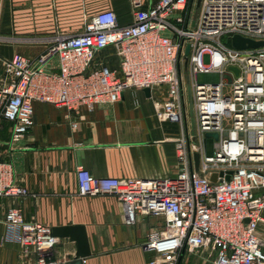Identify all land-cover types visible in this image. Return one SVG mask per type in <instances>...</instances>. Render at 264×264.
Masks as SVG:
<instances>
[{"label": "built area", "instance_id": "obj_1", "mask_svg": "<svg viewBox=\"0 0 264 264\" xmlns=\"http://www.w3.org/2000/svg\"><path fill=\"white\" fill-rule=\"evenodd\" d=\"M193 3L159 0L143 7L133 0L129 24H120L115 11L102 10L77 34L0 35V42L45 46L35 58L16 54L3 60L0 117L11 122L15 144L34 125L35 102L79 114L82 108L94 111L121 101L126 89L149 88L158 119L181 127L180 171L158 179L99 177L80 165L79 195L116 196L128 224L139 215L162 216L143 243L144 251L153 253L149 264H176L182 250L199 249H207L215 264H264L258 233L264 221V46L238 49L221 41L234 35L264 40V0H201L197 16L190 14ZM108 47L115 50L118 68L110 56H100ZM181 56L189 60L191 76L181 70ZM229 65L240 68L238 77ZM200 73L206 81H198ZM206 132H218L219 138H207ZM210 138L213 153L207 147ZM28 193L16 182L13 165L0 161V196ZM5 223L17 232L25 252L36 253L34 264L56 263L52 253L61 238L51 226L27 220L15 207L7 210Z\"/></svg>", "mask_w": 264, "mask_h": 264}, {"label": "crops", "instance_id": "obj_2", "mask_svg": "<svg viewBox=\"0 0 264 264\" xmlns=\"http://www.w3.org/2000/svg\"><path fill=\"white\" fill-rule=\"evenodd\" d=\"M140 1L149 7L159 0ZM102 10L115 11L123 25L133 20V0H0V35L77 34ZM44 49L41 44L0 42V79L4 59L16 54L35 58ZM114 51L108 47L100 56H110L112 67L118 68ZM152 92L126 89L121 101L100 104L94 111L82 108L79 114L35 102L34 125L15 144L11 122L0 117V161L13 165L16 182L29 191L24 196H0V263H35L36 253L25 252L17 232L5 223L7 210L15 207L27 220L51 227L84 225L92 251L84 264H149L153 253L144 251L143 243L163 217L139 215L135 224H128L125 207L116 196L79 195L77 167L99 177H175L181 166L182 130L178 123L158 119ZM73 122L78 123L76 128ZM258 233L264 241V221ZM75 251V242L61 238L52 258L65 264ZM214 259L207 249L182 250L176 264H215Z\"/></svg>", "mask_w": 264, "mask_h": 264}, {"label": "water", "instance_id": "obj_3", "mask_svg": "<svg viewBox=\"0 0 264 264\" xmlns=\"http://www.w3.org/2000/svg\"><path fill=\"white\" fill-rule=\"evenodd\" d=\"M201 0H197V7H200ZM232 44L238 49H246V48H258L261 46H264V40L262 41H256L254 39L246 38L241 35H234L232 38ZM186 55L188 56L190 53V44L187 45ZM228 70L233 71L238 77L240 75V68L236 65H229L227 67ZM147 93L150 92L149 88L144 89ZM189 98H190V104H189V111L191 116V123L192 128L195 129L196 127V119L194 115V107L192 103V94H191V88L189 87ZM195 132V130H194ZM205 136L207 138L213 137L215 139L219 138L218 132H206ZM195 159V167L198 170L199 169V162H200V154L196 152L194 154ZM218 177L217 173H213L211 176L212 181H216ZM229 174L227 175V178L229 179ZM52 233L55 236H58L60 238H69L71 241L75 242V255L74 258L66 262L65 264H84V259L87 257H90L92 255V251L90 248V242L88 238V234L86 231V227L81 224H74V225H63V226H54L52 227ZM61 264V263H56Z\"/></svg>", "mask_w": 264, "mask_h": 264}, {"label": "rangeland", "instance_id": "obj_4", "mask_svg": "<svg viewBox=\"0 0 264 264\" xmlns=\"http://www.w3.org/2000/svg\"><path fill=\"white\" fill-rule=\"evenodd\" d=\"M194 3L192 4L193 6H192V9L190 11V14L192 16H197L198 11H199V7H197V0H194ZM221 41L223 43L227 44L228 46H232V41L227 36H223L221 38ZM30 46H32V45H30ZM111 54H113V51L112 50H111ZM98 56H97V59L99 58ZM208 61H209V59H208V56L206 55L205 56V62H208ZM115 62H116V58L114 57L113 63H115ZM180 65H181V70L184 71V73H186L189 76H191L190 75L191 71L189 69V60L188 59H185L183 56H181V63H180ZM206 78H207V76L205 74L200 73V74H198V78L197 79H198L199 82H204V81H206ZM213 144H214V139H212V138L208 139V141H207V147H208L209 153H213Z\"/></svg>", "mask_w": 264, "mask_h": 264}]
</instances>
